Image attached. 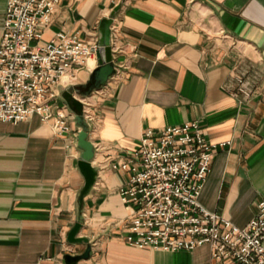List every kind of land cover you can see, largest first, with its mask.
Listing matches in <instances>:
<instances>
[{
  "label": "crops",
  "instance_id": "0c3cea01",
  "mask_svg": "<svg viewBox=\"0 0 264 264\" xmlns=\"http://www.w3.org/2000/svg\"><path fill=\"white\" fill-rule=\"evenodd\" d=\"M6 9L0 0V45ZM106 17H113V63L122 74L96 85L98 58L79 68L58 99L69 133L56 134L37 115L0 120V264H66V253L86 249L67 240L77 221L83 223L78 235L93 245L80 264H218L209 245L164 251L126 243L132 211L120 191L129 173L119 163L140 146L146 129L198 120L217 145L200 202L240 227L258 213L264 201V0H61L44 41L64 31L99 42ZM238 66L259 75L247 103L231 92ZM67 90L87 98L99 116L88 138L98 176L82 204V125L63 97Z\"/></svg>",
  "mask_w": 264,
  "mask_h": 264
},
{
  "label": "built area",
  "instance_id": "2783aa9c",
  "mask_svg": "<svg viewBox=\"0 0 264 264\" xmlns=\"http://www.w3.org/2000/svg\"><path fill=\"white\" fill-rule=\"evenodd\" d=\"M6 1L0 45V120L17 123L37 115L56 134L69 133V116L58 99L62 87L73 84L79 68L91 56L97 57L99 42H85L64 31L44 41V27L61 0ZM115 70L112 79L122 74L121 67ZM235 80L231 92L241 103L249 102L258 73L238 66ZM80 101L91 138L99 116L87 98ZM216 147L198 120L143 132L140 146L119 163L129 173L120 191L132 211L125 237L128 245L164 251L209 245L218 264H264V201L248 224L240 227L199 200Z\"/></svg>",
  "mask_w": 264,
  "mask_h": 264
},
{
  "label": "water",
  "instance_id": "95a60500",
  "mask_svg": "<svg viewBox=\"0 0 264 264\" xmlns=\"http://www.w3.org/2000/svg\"><path fill=\"white\" fill-rule=\"evenodd\" d=\"M112 24L113 17L103 18L100 23V47L97 53L99 65L94 70L96 85L106 83L108 78L116 71L113 63V48L111 44ZM63 97L69 108L76 113L77 119L82 125V129L78 134V145L83 150L78 166L85 177V185L79 196V203L82 204L84 197L89 193L98 176V170L92 165L95 150L93 142L88 139V126L82 117V102L78 98L74 97L73 93L69 90L63 93ZM82 228L83 223L81 221H77L68 232L67 240L70 243H86V249L83 253L77 255L66 253L63 256V260L66 264H80L81 261L87 260L91 257L93 245L90 242V239L86 236L78 235Z\"/></svg>",
  "mask_w": 264,
  "mask_h": 264
},
{
  "label": "bare ground",
  "instance_id": "6f19581e",
  "mask_svg": "<svg viewBox=\"0 0 264 264\" xmlns=\"http://www.w3.org/2000/svg\"><path fill=\"white\" fill-rule=\"evenodd\" d=\"M93 58H94V57H93V56H91V57L89 58V59H90V61H92V60H93Z\"/></svg>",
  "mask_w": 264,
  "mask_h": 264
}]
</instances>
